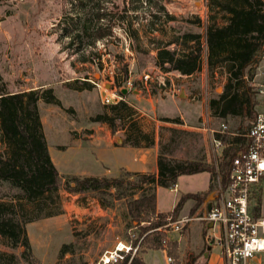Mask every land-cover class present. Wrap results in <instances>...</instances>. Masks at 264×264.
Wrapping results in <instances>:
<instances>
[{"label":"rangeland","instance_id":"obj_1","mask_svg":"<svg viewBox=\"0 0 264 264\" xmlns=\"http://www.w3.org/2000/svg\"><path fill=\"white\" fill-rule=\"evenodd\" d=\"M94 6L104 13L102 22H83L84 17L95 16ZM208 14L206 0H0L1 82L12 92L51 88L59 102L41 100L39 110L61 176L63 212L26 225L34 261L20 258L19 264H97L106 250L126 240L131 232H137L135 222L127 214L126 199L115 200L108 208H97L92 201L96 198L93 192L72 193L65 188L71 176L98 175L104 171L91 140L110 130L106 123L93 120L106 108L101 96L108 89H128L124 99L133 106L141 127L147 117L143 112L149 114V110L152 118L180 116L193 123L194 128L185 127L189 134L174 133L177 141L167 147L178 157L202 159L213 167L221 161L226 148V144L216 148L217 133L226 130L231 136H245L250 116L219 118L210 108V101L223 92L226 74L208 69L205 47L201 68L191 75L177 70L163 72L154 63L156 39L166 41L184 31L199 32L204 39ZM216 17L217 23L223 22L221 13ZM98 23L111 25V32L89 44L93 38L91 27ZM86 25L89 34L84 30ZM145 74H149L146 82ZM127 80H131V87L126 86ZM258 80L256 64L246 77L256 102L255 110L259 108ZM167 131L164 128L161 132L167 136ZM110 132V144H124L121 128ZM183 140L187 141L179 143ZM241 146L238 143L231 147L237 151ZM107 159L110 165L116 162L111 154ZM125 170L120 167L116 176L123 175ZM202 184V177H198L197 185L188 187L199 188ZM260 187V200L256 202L264 214V178ZM213 189L214 186L205 201L213 198ZM175 195L160 189L159 207L168 208ZM194 211L177 223L178 229L174 225L169 228L170 239L190 232L197 238L199 221L186 220ZM208 231L212 237L219 235L213 228ZM64 244L68 245V251L60 255ZM207 246L208 242H204L193 250L190 245H183L181 264H202ZM0 249L18 255L22 250L1 238ZM156 258L154 263L167 264L160 251L156 252Z\"/></svg>","mask_w":264,"mask_h":264},{"label":"trees","instance_id":"obj_2","mask_svg":"<svg viewBox=\"0 0 264 264\" xmlns=\"http://www.w3.org/2000/svg\"><path fill=\"white\" fill-rule=\"evenodd\" d=\"M208 18L204 39L201 33L184 31L166 41H156L155 65L163 72L177 70L191 75L201 68L202 53L206 48L208 69L226 74L223 92L210 101L213 114L219 118L245 114L253 120L255 100L251 86L246 81L248 70L258 62L264 43V0H206ZM95 16L84 17L83 22H102L104 13L100 7ZM215 13V14H214ZM217 13L223 22L217 23ZM169 17L170 14H168ZM200 21V18H197ZM93 38L89 44L111 32V25L98 23L91 27ZM89 34V26H84ZM122 89L119 90L121 94ZM125 95V94H123ZM59 103L51 88L8 91L0 75V238L11 247H21L18 255L0 249V264H19L20 258L33 262L32 249L26 225L41 218L63 212L60 195L61 176L54 164L43 131L39 101ZM105 110L94 121L104 122L114 132L124 131V142L132 146H150L154 134L145 131L135 118V110L125 99L105 103ZM177 121L176 118H162ZM216 137L226 144L218 170L226 183L231 162L244 147L246 137L231 136L225 130ZM242 145L237 151L231 146ZM158 156L157 173L125 170L120 176H71L66 189L72 193L93 192L103 207H110L115 200L126 199L127 214L135 222L137 232H131L126 240L137 250L124 253V258L109 264H146L142 253L148 249H164L172 258L171 264H181L177 239H170L166 225L168 217L178 218L186 199L195 200L196 209L209 191L181 195L169 212L156 210V186L174 187L181 174L209 171L213 179L216 170L202 159H181L165 154ZM109 197V198H108ZM260 200V195L257 197ZM260 206H257V210ZM68 251L64 244L60 255Z\"/></svg>","mask_w":264,"mask_h":264},{"label":"built area","instance_id":"obj_3","mask_svg":"<svg viewBox=\"0 0 264 264\" xmlns=\"http://www.w3.org/2000/svg\"><path fill=\"white\" fill-rule=\"evenodd\" d=\"M257 65L259 80L256 93L259 108L245 134V145L233 157L226 183L222 181L218 163L214 164L216 174L213 178V198L209 201L210 207L198 216V219L210 223L218 231L219 235L214 238L220 244L224 264H264V214L260 211L261 207L257 210L256 202L261 191L260 182L264 178V43L259 51ZM148 78L149 74H145V82ZM126 86H132L131 80L126 81ZM101 97L104 103H116L124 99L116 87L108 89ZM214 143L217 149L225 145L217 137ZM183 220L168 217L166 225H174L178 229L177 223ZM120 242L106 250L97 264L121 260L124 253H134L138 248V244L132 247L128 241L123 242L124 247H120ZM166 259L171 264L172 258L167 256Z\"/></svg>","mask_w":264,"mask_h":264},{"label":"crops","instance_id":"obj_4","mask_svg":"<svg viewBox=\"0 0 264 264\" xmlns=\"http://www.w3.org/2000/svg\"><path fill=\"white\" fill-rule=\"evenodd\" d=\"M152 110H149V114L143 112L147 117L142 120V128L145 131L152 132L154 134V143L150 146H132L124 142V139L122 140L124 144H110L112 136H111V129L108 126L110 130H106L105 134L102 135V137L93 138L92 146H95L99 158L101 160L102 166L104 167V171L102 173L95 175V174H88L85 176H116L118 169L120 167L126 168L128 171L132 172H143V173H157L158 171V156L161 151V148L164 149L165 154H172L176 158L181 159H196L194 157H178L175 154H173L172 150H168L167 147L171 145L172 142L177 141L174 137V133H182V134H189V131L186 130L187 128H194L193 123L189 121V123L184 120L182 117H168V118H176L177 121H169V120H163V119H156L152 118L150 113ZM104 124V122H102ZM105 125V124H104ZM103 127V126H102ZM187 127V128H185ZM164 128H166L167 136L163 132H161ZM190 136V135H189ZM189 138V137H188ZM48 141V138H46ZM184 141H179V143H184ZM48 144V149L51 155V158L54 162V164L57 167V164L52 156L51 153V147ZM174 144V143H173ZM111 154L113 157L116 158V162L111 165L108 163V155ZM198 159V158H197ZM58 169V168H57ZM203 175V176H202ZM198 177H202L203 184L199 188H193L190 189L188 186L197 185V179ZM213 179L211 178V173L209 171H201L197 173H191V174H181L178 176L176 184L174 187L167 188L163 186H156V210L158 212H169L171 211L181 195L186 193H197V192H204V191H210L213 188ZM160 189H167L171 192L176 193L171 205L168 208H161L158 205V191ZM214 194V189H213ZM208 197L211 196V194L207 195ZM93 203H95V207L97 208H108L103 207L99 203L97 198L92 199ZM208 201H203L199 207H197L192 214L190 219L193 221H199V231L197 238L191 236V232L186 234H181V236L175 238L179 241V247L180 252L182 254V248L183 245H190V249L197 250L200 248L201 244L204 242H208V246L206 251L203 253L204 261L202 264H224L222 255H221V247L220 244L215 240L214 236L212 237L210 232L208 231L209 228H212L210 223H207L203 220L198 219V216L203 214L207 207H208ZM195 206V200L192 198H188L185 200V202L182 205V208L179 211L178 214V220L184 219V217H187L188 213L191 212L192 208ZM58 215V214H57ZM57 215L50 216V217H56ZM34 222V221H33ZM202 225H205V228L203 229ZM135 227V226H134ZM136 228V227H135ZM168 236L172 238L170 235V231L168 232ZM174 238V237H173ZM126 242L127 240H123ZM122 241V242H123ZM214 248H216L214 250ZM160 251L165 260L167 262V254L164 249H148L142 253L143 260L146 264H156L154 263L157 261L156 258V252Z\"/></svg>","mask_w":264,"mask_h":264},{"label":"water","instance_id":"obj_5","mask_svg":"<svg viewBox=\"0 0 264 264\" xmlns=\"http://www.w3.org/2000/svg\"><path fill=\"white\" fill-rule=\"evenodd\" d=\"M122 93L123 94H126L127 92H128V89L127 88H122ZM91 131V130H90ZM210 207V204H209V202H208V207L207 208H209Z\"/></svg>","mask_w":264,"mask_h":264},{"label":"bare ground","instance_id":"obj_6","mask_svg":"<svg viewBox=\"0 0 264 264\" xmlns=\"http://www.w3.org/2000/svg\"><path fill=\"white\" fill-rule=\"evenodd\" d=\"M119 245H120V247H124V243L123 242H120Z\"/></svg>","mask_w":264,"mask_h":264}]
</instances>
